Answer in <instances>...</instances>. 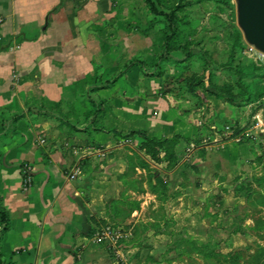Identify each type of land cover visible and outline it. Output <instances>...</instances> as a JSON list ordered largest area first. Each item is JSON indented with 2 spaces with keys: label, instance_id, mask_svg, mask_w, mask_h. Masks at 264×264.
<instances>
[{
  "label": "crops",
  "instance_id": "obj_1",
  "mask_svg": "<svg viewBox=\"0 0 264 264\" xmlns=\"http://www.w3.org/2000/svg\"><path fill=\"white\" fill-rule=\"evenodd\" d=\"M120 1L0 0V214L8 217L6 225L0 221V264H165L168 259L142 241L139 245L136 235L158 229L181 233L175 243L180 256L179 245L186 241L201 245V235L190 232L192 221L198 233L232 226L234 238L243 232L264 234V175L252 163L250 143L242 147L219 139L217 125L207 128L195 114L181 111L168 94H160L163 78L143 76L139 65L113 88L90 91L95 73L101 86L124 67L111 74L114 41L128 35L115 34L111 26ZM139 49L141 55L131 60L144 62L140 57L149 51ZM84 84L89 87L85 95ZM90 101L105 102L93 125ZM60 106L63 115L53 109ZM212 106L220 109L215 121L223 111L231 117L221 103ZM80 117L81 125L74 121ZM98 127L122 135L142 131L156 139L180 137L177 152H184L177 164L167 171L156 166L171 186L164 201L124 188L119 178L126 162L114 178L100 176L107 174L109 162L98 156L120 154L141 140L128 144V138L95 132ZM72 134L83 135L79 145L65 140ZM24 167L31 176L27 189ZM72 173L76 181L68 179ZM126 196L135 197L139 207L130 213L119 207L123 213L113 215L112 204ZM107 227L116 229L118 239L96 244L93 237ZM123 236L130 244L126 253L118 245ZM150 241L156 248L158 234Z\"/></svg>",
  "mask_w": 264,
  "mask_h": 264
},
{
  "label": "rangeland",
  "instance_id": "obj_2",
  "mask_svg": "<svg viewBox=\"0 0 264 264\" xmlns=\"http://www.w3.org/2000/svg\"><path fill=\"white\" fill-rule=\"evenodd\" d=\"M153 1L157 5L158 11H163L167 14L172 12L175 17L174 25L180 41L175 47L176 50L171 53V57L178 61L187 59L177 68L171 65L162 67L165 74L162 77L160 94L163 92L167 93L169 99L172 98L176 102V107L186 114H195L207 128L217 125L216 128H219V130L214 132L218 134L219 139L232 141L238 139L239 142L237 143H241L242 147L246 143H250L248 147L254 151L252 163L257 164L259 166L257 171L259 170V173L264 175V98L257 101L255 99L257 95L255 93H258L260 87L264 86V82L256 74L257 71L264 72V54L257 51L253 46L248 45L245 41L243 33L237 24V0ZM114 10L115 16L111 26L116 31L115 34L117 33V35L121 36L127 33L128 35L127 38H118L114 41L115 56L112 57L111 74L118 73L122 66L126 65L131 59L141 55L137 53L139 48L149 51V54H144L140 58L145 63L144 71L151 73L162 45V34L154 30H147L154 18L153 15L148 13L142 0H121L118 6L114 7ZM236 33L239 34V38ZM148 35L150 36L149 38ZM211 73H215L214 76H211ZM197 83L202 84V86L196 87ZM189 85L192 86L195 95L188 93ZM208 86L223 97L234 98L237 106H231L224 100L209 97L205 92ZM82 89L85 95L89 87L87 88V85L85 86L84 84ZM243 91L250 94L248 102L242 100ZM128 93L131 97L135 92L131 93L128 90ZM213 103L215 105L221 103L223 107L230 109L232 111L231 117L228 114L225 115L226 111L222 110L223 116L215 121V111L218 109V113H220V109L219 106L213 108ZM53 109L61 111L62 115L65 114L61 106L53 107ZM67 120L70 121V118H67ZM82 120L83 118L80 117L79 120L76 119L74 121L81 125ZM99 125H102L100 120ZM226 128H229V130ZM205 135L209 137L210 133ZM82 136L65 135V140L76 146L80 144ZM137 138L139 137L128 138V144L130 140H137ZM138 143L127 145L120 154L106 153L105 156H98L100 160L109 162V164H104V166L108 167L107 174L103 173L104 170L101 169L100 173L103 174L100 176L110 175L114 178L118 170H122V165L128 153L133 151V149L137 152L140 151L141 142L138 141ZM95 149L102 150L97 147ZM183 152L184 150L178 152V155H183ZM151 165L154 167L153 172H151L153 180L156 177L159 179L158 192L164 194L171 189L170 182L166 175L156 170V166L167 171L170 169L169 165L166 162L152 163ZM186 167L193 168L191 165ZM98 168L96 166V171ZM76 180L77 176L71 179V181ZM114 185L115 183L112 180L111 189L114 188ZM125 198L130 201H137L135 197L126 196ZM195 224L196 222L192 221L190 232L194 236L198 234L203 238L199 247L203 254L210 256L207 260L195 253H183L181 249L185 246L178 248L183 254L177 256L175 243H177L181 233L177 236V233L170 232L167 229L145 231L143 233L144 237L136 235L137 243L140 245L142 241L141 243H145L147 250L150 248L155 250L158 255H163L165 259H168L165 264H261L260 260L256 258L258 252L261 249L264 250V234L252 236L251 233L246 234L243 232V237L237 236L234 238L236 235L232 234V226L223 232L215 231V229L209 231L203 228L198 233L200 228L195 229L197 228ZM110 229L112 232H116V229ZM173 233L175 242L171 244L169 243V238L170 234ZM156 234L159 236V243L156 248H153L154 244L150 241V236L156 238ZM185 234L188 238L193 237L191 234ZM126 238V236H123L121 238L122 243L118 244L122 252L125 253L128 252L126 247H130L129 242H125ZM143 238L153 245L148 244V241L142 240ZM133 253L138 255L139 252ZM130 255L129 253L127 256Z\"/></svg>",
  "mask_w": 264,
  "mask_h": 264
},
{
  "label": "trees",
  "instance_id": "obj_3",
  "mask_svg": "<svg viewBox=\"0 0 264 264\" xmlns=\"http://www.w3.org/2000/svg\"><path fill=\"white\" fill-rule=\"evenodd\" d=\"M142 1L145 3L148 13L153 15L154 17L147 30L148 31L154 30L162 34V45L160 47V53L158 54L156 62L153 66V71L151 73H146L144 71V66H145L144 62L131 60L126 65H124V67L122 68L121 72L118 75L112 76L111 78L107 79L104 85L101 86L96 85L98 77H97V73H95L94 77H92V81L95 85L93 86L92 89H90L91 92H97L99 90H108L113 88L114 84L120 78L124 77L126 72L135 65L140 66V74H142L143 76L151 77V78H162L165 74V71L162 68L163 66L171 65L172 67L177 68L180 65H182L184 61L187 60L184 59L178 61L173 57H171V53L174 50H176L175 47L177 46V43H179L180 41V37L174 25L175 22L174 14L172 12L167 14L163 11H158L157 5L154 3L153 0H142ZM236 36L239 38L238 33H236ZM188 56L190 57L189 54ZM188 56H186V58H188ZM214 74L215 73H211L210 75L214 76ZM256 74L264 82V72L257 71ZM199 86H202V84L197 83L196 87ZM205 92L209 97H214L217 100H224L227 104L231 106H237V102L235 101L234 98L223 97L222 95L216 93L209 86L206 87ZM243 92L244 94L242 100L248 102L250 100V94L245 91ZM188 93L191 95H195L192 90V86L190 85H189ZM166 94L167 93L163 92L162 96ZM255 94H257L255 96L256 101L264 98V86L260 87L259 92ZM104 104H105L104 101L89 102L90 108H92L91 110L93 111V112L91 111L92 119L89 121L91 125L95 124L97 117L102 116L103 114L102 105ZM13 120L16 121L17 118ZM93 130L95 132L108 133L111 134L113 137H119L121 139H127L133 136L139 137L141 140L140 151L139 152L130 151L126 156L125 158L126 170L123 173V175L120 176L119 178L120 182L127 191H132L135 194H144L146 193V191H148L152 194H156L157 198L160 199V201L165 200L164 199L165 193L160 194V192H158L159 179L156 178L153 180V176L151 175V172H153V170L150 168L149 162L153 164L166 162L169 165V168L174 167L180 159V156L178 155L177 152V146L180 143L179 141L180 137L174 136L170 139H156L142 131H131L125 135H122V134H117L114 130H106V128L104 127L93 128ZM138 171H140V174L138 173ZM142 172H144L145 175H142L143 174ZM144 186H146V188ZM113 204L111 206L112 212L114 213L113 215H117L118 213H123L122 209H120L119 207L125 208L129 213L139 207L138 201H130L127 200L126 198L116 201ZM0 221L4 225L8 223V217L5 213L0 214ZM183 246H185L183 249H181L183 253H187V254L195 253L198 256L199 255L202 256L204 260L210 258L209 255L203 254L200 247L190 240L186 241ZM183 246L179 245V248ZM184 249L186 250L184 251ZM256 259L260 260L261 264H264L263 249H261L258 252Z\"/></svg>",
  "mask_w": 264,
  "mask_h": 264
},
{
  "label": "water",
  "instance_id": "obj_4",
  "mask_svg": "<svg viewBox=\"0 0 264 264\" xmlns=\"http://www.w3.org/2000/svg\"><path fill=\"white\" fill-rule=\"evenodd\" d=\"M236 7L245 41L264 54V0H237Z\"/></svg>",
  "mask_w": 264,
  "mask_h": 264
},
{
  "label": "built area",
  "instance_id": "obj_5",
  "mask_svg": "<svg viewBox=\"0 0 264 264\" xmlns=\"http://www.w3.org/2000/svg\"><path fill=\"white\" fill-rule=\"evenodd\" d=\"M2 24V21L0 19V26ZM2 36L0 35V46L2 45ZM227 130H229V128H226ZM236 142H239V140H235ZM74 178V174H70L68 179H73ZM31 184V176H30V170L28 167H24V171H23V187L24 189H27ZM118 239V235L116 232H112L110 228H105L102 229L100 233H97L94 237H93V241L96 244H101L104 240H108V241H114Z\"/></svg>",
  "mask_w": 264,
  "mask_h": 264
}]
</instances>
